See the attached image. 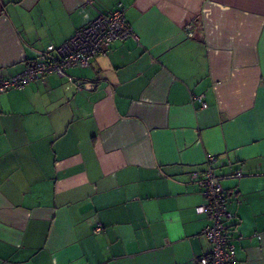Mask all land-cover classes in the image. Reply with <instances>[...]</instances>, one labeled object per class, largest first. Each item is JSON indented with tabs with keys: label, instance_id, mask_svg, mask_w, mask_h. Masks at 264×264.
Instances as JSON below:
<instances>
[{
	"label": "crops",
	"instance_id": "crops-1",
	"mask_svg": "<svg viewBox=\"0 0 264 264\" xmlns=\"http://www.w3.org/2000/svg\"><path fill=\"white\" fill-rule=\"evenodd\" d=\"M118 7L137 40L0 93V264H194L208 156L264 264V0H0V79Z\"/></svg>",
	"mask_w": 264,
	"mask_h": 264
},
{
	"label": "built area",
	"instance_id": "built-area-1",
	"mask_svg": "<svg viewBox=\"0 0 264 264\" xmlns=\"http://www.w3.org/2000/svg\"><path fill=\"white\" fill-rule=\"evenodd\" d=\"M184 31L188 37H192V32L187 28ZM130 38L138 39L132 27L127 24L122 7L110 14H99L87 25L76 30L61 45H48L46 51L50 55L47 58L15 76L0 79V93L22 90L26 85L49 75L64 77L69 68L87 66L95 58L105 56L113 42ZM192 100L198 101L201 108L207 106L202 96H193ZM213 161L214 157L208 156L206 169L191 173V178L199 185L204 200L203 204L195 207V212L207 219L208 223L202 230V235L210 246L209 254L196 258L194 264H238L230 236L231 227L228 224L232 214L227 209V194L211 168ZM100 231L101 226H96L94 232Z\"/></svg>",
	"mask_w": 264,
	"mask_h": 264
},
{
	"label": "trees",
	"instance_id": "trees-1",
	"mask_svg": "<svg viewBox=\"0 0 264 264\" xmlns=\"http://www.w3.org/2000/svg\"><path fill=\"white\" fill-rule=\"evenodd\" d=\"M213 162H214V161H213ZM213 162H212V163H213ZM212 163H211V168H212ZM206 164H207V163H206ZM212 169H213V168H212ZM203 171H204V170H203ZM199 172H202V171H199ZM214 174H215V173H214ZM215 176H216V175H215ZM216 177H217V176H216ZM217 178H218V177H217ZM218 179H219V178H218ZM232 218H233V215H232ZM231 220H232V219H231ZM231 220H230V221H231ZM230 221L228 222V224L230 223ZM229 225H230V224H229ZM230 227H232V226H230Z\"/></svg>",
	"mask_w": 264,
	"mask_h": 264
}]
</instances>
